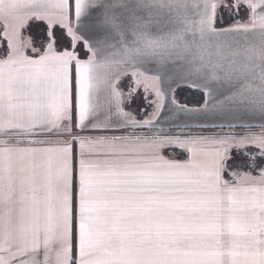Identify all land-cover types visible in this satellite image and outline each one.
<instances>
[{"label": "snow or ice", "instance_id": "snow-or-ice-1", "mask_svg": "<svg viewBox=\"0 0 264 264\" xmlns=\"http://www.w3.org/2000/svg\"><path fill=\"white\" fill-rule=\"evenodd\" d=\"M0 264H264V0H0Z\"/></svg>", "mask_w": 264, "mask_h": 264}, {"label": "crops", "instance_id": "crops-1", "mask_svg": "<svg viewBox=\"0 0 264 264\" xmlns=\"http://www.w3.org/2000/svg\"><path fill=\"white\" fill-rule=\"evenodd\" d=\"M144 95H145V93L143 92V89H140V94L135 97L133 103L129 106L131 110H134L138 105H143V96ZM150 99H151V97H150ZM149 111H150V109H149Z\"/></svg>", "mask_w": 264, "mask_h": 264}, {"label": "trees", "instance_id": "trees-1", "mask_svg": "<svg viewBox=\"0 0 264 264\" xmlns=\"http://www.w3.org/2000/svg\"><path fill=\"white\" fill-rule=\"evenodd\" d=\"M178 99L181 102H188V103L192 102V98L189 96V94L187 92H179L178 93Z\"/></svg>", "mask_w": 264, "mask_h": 264}, {"label": "rangeland", "instance_id": "rangeland-1", "mask_svg": "<svg viewBox=\"0 0 264 264\" xmlns=\"http://www.w3.org/2000/svg\"><path fill=\"white\" fill-rule=\"evenodd\" d=\"M171 151V149L169 150V152Z\"/></svg>", "mask_w": 264, "mask_h": 264}]
</instances>
